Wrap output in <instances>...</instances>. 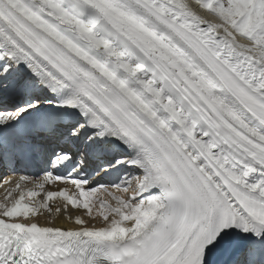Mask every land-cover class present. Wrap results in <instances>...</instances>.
<instances>
[{
  "label": "snow or ice",
  "instance_id": "6c2138e0",
  "mask_svg": "<svg viewBox=\"0 0 264 264\" xmlns=\"http://www.w3.org/2000/svg\"><path fill=\"white\" fill-rule=\"evenodd\" d=\"M197 3L0 0V264H264V0Z\"/></svg>",
  "mask_w": 264,
  "mask_h": 264
},
{
  "label": "bare ground",
  "instance_id": "6f19581e",
  "mask_svg": "<svg viewBox=\"0 0 264 264\" xmlns=\"http://www.w3.org/2000/svg\"><path fill=\"white\" fill-rule=\"evenodd\" d=\"M186 2H188L190 4V6L193 8V10L199 12L200 14L205 15V13L199 9L198 6H196L194 3H192V0H186ZM18 180L16 175H6L2 185L0 186V200H3L4 196H5V189H11V187H14L15 185V181ZM24 187H28V188H32L34 187V180L33 181H28L26 182L25 185H22ZM56 183H53L51 185H46L45 186V190H55L56 189ZM37 191H40L39 189H37ZM18 193H14V195H17ZM43 197V193H41L40 196L36 197L35 199L38 200H42ZM56 207H60L61 211L63 212V201L61 199H57V201L52 204V208L53 210H55ZM95 212V210H94ZM69 215H71L73 218L77 215H81L83 213L82 210H75V209H69ZM35 219H37L40 223H45L46 221H51V222H55L58 224H62L65 227H74V222H71L69 220H67L66 218L64 219H55L50 213L46 212V211H42L40 213L37 214V216L35 217ZM92 223V222H91ZM94 223L98 224V221H94Z\"/></svg>",
  "mask_w": 264,
  "mask_h": 264
},
{
  "label": "rangeland",
  "instance_id": "374dc122",
  "mask_svg": "<svg viewBox=\"0 0 264 264\" xmlns=\"http://www.w3.org/2000/svg\"><path fill=\"white\" fill-rule=\"evenodd\" d=\"M12 188V187H11ZM82 218H84L85 220H88L89 218L84 216L83 214L80 215ZM92 223H94V221H91Z\"/></svg>",
  "mask_w": 264,
  "mask_h": 264
}]
</instances>
